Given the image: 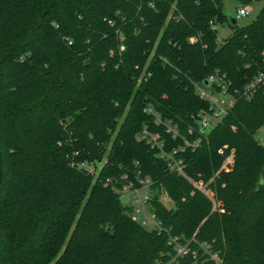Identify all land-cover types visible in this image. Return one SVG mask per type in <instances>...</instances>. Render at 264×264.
<instances>
[{
  "label": "trees",
  "instance_id": "1",
  "mask_svg": "<svg viewBox=\"0 0 264 264\" xmlns=\"http://www.w3.org/2000/svg\"><path fill=\"white\" fill-rule=\"evenodd\" d=\"M233 20L223 0H0L1 263L161 264L169 233L221 258L200 250L179 264H264V83L240 95L263 68L264 4L249 23ZM214 72L235 100L176 152L205 194L138 134L157 133L167 151L193 140L209 105L193 82ZM136 175L152 180L160 231L133 220L114 190Z\"/></svg>",
  "mask_w": 264,
  "mask_h": 264
},
{
  "label": "built area",
  "instance_id": "2",
  "mask_svg": "<svg viewBox=\"0 0 264 264\" xmlns=\"http://www.w3.org/2000/svg\"><path fill=\"white\" fill-rule=\"evenodd\" d=\"M249 4L240 5L236 8L235 19H238L251 11ZM194 36L190 37V41H194ZM263 55V68L258 74L249 81L240 91V95L249 99L252 91L260 83H264V50ZM206 83L203 85L199 82H193V87L198 95L209 101V105L206 109H200L194 116L196 120V137L193 140H189L187 137H183V145L179 148H174L172 151L164 149V143L161 137L157 133H151L146 127L141 129L138 137L145 140L151 147H156L158 154L163 157L167 166L171 171L184 176L188 179L197 189L201 190L205 194L207 193L206 185L203 181H194L186 175L184 171V162L181 158L176 156L177 150H182L183 147L189 146L194 147L198 145L203 138L207 136L209 129L221 119L223 115L227 113L229 108L232 106L235 97L234 94L229 90V83L226 81L223 74L214 72L206 78ZM236 91V90H234ZM226 97V99L224 98ZM147 111L152 112L150 107L146 108ZM155 121L161 122V117L156 113ZM166 131L171 133L172 137L177 136L178 129L175 124L170 120L163 121ZM193 130L188 129V134H192ZM229 158H227L228 160ZM84 166V165H83ZM87 167V166H86ZM90 172H93V168L88 166ZM127 178L126 175H123ZM106 181H109L106 179ZM152 180L147 177H140L136 175V180L123 181L118 186L114 185V190L118 193L121 201L129 206L131 218L147 229L160 231L162 229L161 221L157 214L149 207L150 197L153 195L152 192ZM160 202L167 208L173 206V200L165 188L160 186L157 190ZM194 243L196 247H191ZM167 244L169 249L166 253V260L162 261L161 264H179L180 259L188 256L189 254L195 256L198 251H202L209 260L215 263L220 262V256L217 251L210 248V245L205 241H199L194 235L186 237L182 234L171 235L168 233ZM198 248V249H197Z\"/></svg>",
  "mask_w": 264,
  "mask_h": 264
},
{
  "label": "rangeland",
  "instance_id": "3",
  "mask_svg": "<svg viewBox=\"0 0 264 264\" xmlns=\"http://www.w3.org/2000/svg\"><path fill=\"white\" fill-rule=\"evenodd\" d=\"M264 4V0L260 1H253L250 2L249 5L251 6V11L238 18L235 19L237 25H244L249 23L257 14L259 8ZM240 6L238 2L235 0H223V12L226 14L227 18L230 20L231 18H235L236 14V8ZM217 41L220 42L225 36H227L231 31V26L229 25V22H224L222 24H217ZM226 99V97H224ZM256 137L258 140L264 144V125H262L257 131H256ZM162 261H165V258L162 259Z\"/></svg>",
  "mask_w": 264,
  "mask_h": 264
},
{
  "label": "water",
  "instance_id": "4",
  "mask_svg": "<svg viewBox=\"0 0 264 264\" xmlns=\"http://www.w3.org/2000/svg\"><path fill=\"white\" fill-rule=\"evenodd\" d=\"M233 22H235V20H233ZM0 182H1V168H0ZM0 264H3L0 262Z\"/></svg>",
  "mask_w": 264,
  "mask_h": 264
}]
</instances>
